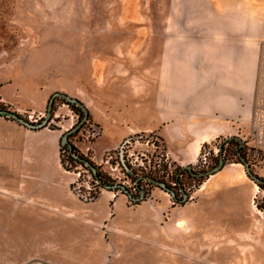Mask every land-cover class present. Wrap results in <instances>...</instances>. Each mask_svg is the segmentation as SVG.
Masks as SVG:
<instances>
[{"label": "rangeland", "instance_id": "374dc122", "mask_svg": "<svg viewBox=\"0 0 264 264\" xmlns=\"http://www.w3.org/2000/svg\"><path fill=\"white\" fill-rule=\"evenodd\" d=\"M212 29L232 33L239 29L247 40L264 37V0H0V76L13 73L31 86L48 83L78 99L92 97L102 85L103 93L114 99L100 106L104 135H118L120 130L135 135L123 148L129 171L120 148L112 152L111 160L114 167L120 161L118 168L102 170L136 197L140 191L131 190L130 171L171 184L178 197L174 200L166 190L141 181L146 195L137 202L129 198L134 210L128 212L121 211L120 199L113 204L102 194L94 206L96 212L88 209L75 215L117 224L114 229L99 230L73 221L62 208L64 203L75 206L73 192L90 200L95 185L83 167L75 168L82 173L81 181L75 183L67 201L30 192L27 197L33 200L26 203L0 190V264H264V188L256 182L249 227H235L246 218L234 212H210L214 218L208 227L205 219H200L198 227L175 221V207L200 199L197 191L204 181L184 177L189 198L180 202V187L171 183L177 166L158 138L157 87L162 73H167L164 55L176 48L185 56L190 39L211 35ZM64 101L55 100L52 119ZM93 123L91 116L85 134L77 135L94 138L89 134ZM98 125L96 133L102 130ZM223 141L222 137L216 145L203 146L194 171L217 165ZM147 142L156 149L150 152ZM242 146L252 170L264 178V150L246 142ZM227 149V157L237 161L236 146ZM155 189L161 190L159 201L172 197L160 219L147 218L141 207L143 201L156 199ZM52 206L59 207L55 214L44 212ZM112 208L114 219L107 215Z\"/></svg>", "mask_w": 264, "mask_h": 264}, {"label": "crops", "instance_id": "0c3cea01", "mask_svg": "<svg viewBox=\"0 0 264 264\" xmlns=\"http://www.w3.org/2000/svg\"><path fill=\"white\" fill-rule=\"evenodd\" d=\"M181 54L174 48L172 53L164 55L163 60L168 63L167 73H162V83L159 81L157 87L160 109L158 138L163 142L168 159L176 166L196 164L203 146L219 137H237L264 150V37L260 35L257 39L247 40L239 29L233 33L212 29L211 35L191 38L188 54ZM98 86L95 94L88 96L89 100L79 99L88 106L93 125L100 124L102 128L100 106L114 99L103 93L102 85ZM57 90L61 89H54L44 82L31 86L13 73L0 76V100L29 119L44 118L49 101ZM78 120L79 115L65 103L59 104L52 122L39 129L0 115V190L26 203L33 200L27 197L30 192L67 201L79 176L62 164V137ZM116 127L113 128L117 130ZM119 132L118 135H104L102 128L94 140L84 135L72 142L109 170L111 165L106 162L107 155L116 152L127 139L135 136L126 135L123 130ZM81 133L85 134L83 130ZM102 142L105 145L103 149L100 146ZM146 144L150 152L156 149L153 143ZM256 188L257 184L250 179L241 163H227L200 186L197 191L200 199L182 208L175 207V221L198 227L200 219H205L208 227L214 218L210 212H234L243 214L246 219L233 225L249 227L251 220L248 215L254 208ZM160 191H153L155 198ZM72 194L75 206L64 203L62 208L73 221H84L91 228L117 227V224L96 222L87 215L75 216L79 212L87 213L88 209L96 212L94 206L102 194L107 195L113 204L120 199L121 211L134 210L130 207L129 197L116 190L102 189L95 199L90 200L74 192ZM171 198L143 201L141 207L146 217L162 218L164 210L172 203ZM193 198L191 196V200ZM58 208L52 206L44 212L55 214ZM97 211L100 215V207ZM107 215L110 219L116 217L113 208L107 211Z\"/></svg>", "mask_w": 264, "mask_h": 264}, {"label": "trees", "instance_id": "16d2710c", "mask_svg": "<svg viewBox=\"0 0 264 264\" xmlns=\"http://www.w3.org/2000/svg\"><path fill=\"white\" fill-rule=\"evenodd\" d=\"M57 99V98H56ZM65 103H67L69 106H70V108L74 111V112H76L78 115H79V120L78 121H80L82 118H83V116H84V113H83V111H82V109L78 106V105H76V104H72V103H69V102H66V101H64ZM0 109H3V110H12V111H14L12 108H11V106L10 105H8V104H6V103H4L3 101H1L0 100ZM16 112V111H15ZM0 115H2V116H5V117H7V118H10V119H12L11 117H9V116H7V115H4V114H1L0 113ZM91 120V116H90V114H89V118H88V121L87 122H85L84 123V125H83V127L78 131V132H76V133H73V134H71V135H69V138H70V142H71V144H72V148H73V152L75 153V154H77V155H79L80 156V158L83 160L82 162H80V161H78L75 157H73L72 156V154H71V151H70V149H69V147H68V145H62V164L64 165V167L67 169V170H71V171H76V167L77 166H80V167H83V168H85V170H88L90 173H91V175H92V177H93V182H94V184L93 185H95V187L93 188V190L91 191V195H90V199H95L98 195H99V193L101 192V189H103V188H105V186H107V185H114V184H116V181L115 180H113L112 179V177L110 176H108L107 175V173H105L103 170H102V165H99V164H97L92 158H91V156H90V154H86V153H84L83 151H81L73 142H72V140L74 139V138H77V137H79L80 138V135H77L79 132H81L86 126H87V124H88V122ZM51 126H53L52 124H51ZM101 129V128H100ZM101 133V132H100ZM99 133V134H100ZM99 134L98 135H96V137L97 136H99ZM96 137H94V138H92L91 140H94ZM132 137H134V136H132ZM131 137V138H132ZM130 138V139H131ZM220 138H222V137H219V138H217L216 140H214V141H212V144H214V145H216V142L218 141V140H220ZM223 142L224 143H222V144H220L219 145V150H220V157L221 156H223V158H224V160H225V163L226 162H233V161H231L230 160V158H228L227 157V155H226V152H227V148L229 147V146H231V145H235L236 146V148H237V150H236V152H237V155H238V160L237 161H235V162H237V163H242L243 164V161H242V157H245L246 158V155H245V153H244V150H243V146H242V144H243V142H242V140L241 139H239V138H237V137H223ZM210 144V143H209ZM206 145V144H205ZM204 145V146H205ZM227 146V147H226ZM115 153V152H114ZM220 160V159H219ZM86 162H90L92 165H94L96 168H97V173L96 174H93L91 171H90V169L85 165V163ZM120 162V161H119ZM249 162V161H248ZM121 164V163H120ZM217 165L219 164V161H218V163H216ZM216 165V166H217ZM121 166L122 167H124L122 164H121ZM191 166H192V170H189V169H187L185 166H177V171H176V175H175V177H174V181H172V182H174L175 183V185L176 186H179L180 187V190H181V192H182V195H183V191L182 190H184L185 192H186V188L184 187V185H185V183H184V177H186V176H188V177H190V178H195V179H198L200 182H203V181H205V179L207 178V177H209L210 175H205V176H201V175H199L200 173H202V172H206V171H201V172H197V171H194V169H193V164H191ZM215 166V167H216ZM214 168V167H213ZM212 168V169H213ZM211 170V169H210ZM128 175L134 180L133 182H135L136 183V191H140V194H141V190L142 189H144V188H142V182L141 181H144V177H141V176H139V175H136V172H130V173H128ZM134 175V176H133ZM136 175V176H135ZM78 181H81V177H80V179H78ZM95 181H97L98 183L96 184L95 183ZM169 187H171L172 188V185L171 184H167ZM262 188H264V185L263 184H259ZM76 187V184L74 185V188ZM173 189V188H172ZM111 190H121V189H119V188H117V189H111ZM145 190V189H144ZM122 191V190H121ZM123 193H125V191H122ZM145 192H146V190H145ZM175 193H176V191H175ZM187 193V192H186ZM132 194H133V198H130V200L131 201H133V202H137L138 200H137V198L138 197H136L135 195H134V193L132 192ZM146 195V194H145ZM140 197V196H139ZM174 200H178V197H177V193H176V196L174 197ZM180 202H183L182 200H180Z\"/></svg>", "mask_w": 264, "mask_h": 264}, {"label": "water", "instance_id": "95a60500", "mask_svg": "<svg viewBox=\"0 0 264 264\" xmlns=\"http://www.w3.org/2000/svg\"><path fill=\"white\" fill-rule=\"evenodd\" d=\"M58 97L64 99L66 102L78 105L82 109V111L84 113L83 118L80 121H78L77 124L74 125L69 131L65 132L63 137H62V145H68L72 156L75 157L78 161L82 162L83 160L80 158V156L73 152V148H72V144L70 142L69 135L78 132L83 127L84 123L88 121L90 112H89V109L86 107V105L80 99H78L77 97H73V96H71V95H69L67 93L61 92V91L55 92L52 95V97H51V99L49 101V105H48V109H47V112L45 114V117L42 119V121H39V122H33V121L25 118L24 116L20 115L18 112H15V111H12V110L0 109V113L4 114V115H7V116L11 117L14 120H17L18 122H20L21 124H23V125H25L27 127H30V128H33V129L43 128V127L47 126L50 123V121L52 120L54 103H55L56 98H58ZM242 161H243V165L245 166V169H246V172H247L248 176L253 181H255L257 184H263L264 185V178H262L261 176H259L258 174H256L252 170L251 165L248 162L247 158L242 157ZM122 163L128 169V167L125 164L124 159H122ZM85 165L90 169V171L93 174L97 173V168L94 165H92L90 162H86ZM224 165H225V160H224L223 156H221L220 160H219V164L216 167H214L213 169L208 170L206 172H202L199 175L205 176V175L214 174V173L218 172L219 170H221L224 167ZM185 167L187 169H189V170H192V166L191 165H187ZM143 179L148 181V182H150V183L155 184L156 186H158V187H160V188H162L164 190H166L173 197L176 196L175 190L172 189L171 187H169L166 182L158 180V179H154L152 177H144ZM117 188L121 189L122 191H125V193L130 198H133L132 192L124 184L116 183L114 185L105 186V189H117ZM182 191H183V199H182V201L184 202V201H187V199L189 198V195L184 190H182ZM145 194H146L145 190L142 189L140 197H138L137 200L144 199Z\"/></svg>", "mask_w": 264, "mask_h": 264}, {"label": "built area", "instance_id": "2783aa9c", "mask_svg": "<svg viewBox=\"0 0 264 264\" xmlns=\"http://www.w3.org/2000/svg\"><path fill=\"white\" fill-rule=\"evenodd\" d=\"M29 120H31V121H33V122H39V121H42V119H29ZM89 134H92V136L93 137H96V135H98L99 133H96V127H95V125H93L92 124V127H91V129H90V131H89ZM88 136H90V135H88ZM87 138H89V137H87ZM89 139H92V138H89ZM130 138L129 139H127L123 144H122V146L120 147V149H121V151H120V158H121V160L123 159V157H124V152H123V148L127 145V143H129L130 142ZM114 158V155H113V153H109L108 155H107V158H106V162L107 163H109L110 165H111V168H113V170L114 169H116V168H118V165H119V162L117 163V166H113V164L111 163V160ZM161 162V160L159 161V163ZM87 172H88V175H89V177L91 178V180H93V177H92V175H91V173L88 171V170H86ZM127 171H129V169H127ZM131 172V171H130ZM77 174H78V176H79V178L81 177V175H82V173H81V171H79V172H77ZM144 181H146V180H144ZM78 183H80V181H77ZM126 182H128V181H126ZM148 182V181H147ZM95 183L97 184L98 182L97 181H95ZM173 185H175V183L174 182H171ZM129 184V183H128ZM130 186V188H131V190L132 191H136V183L135 182H133L132 183V185H129ZM79 189H80V187H78ZM84 196H87V195H84Z\"/></svg>", "mask_w": 264, "mask_h": 264}]
</instances>
